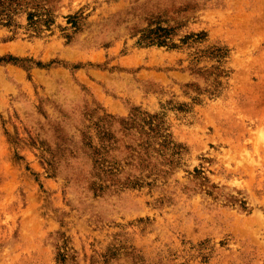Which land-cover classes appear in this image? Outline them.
<instances>
[{
  "label": "rangeland",
  "instance_id": "rangeland-1",
  "mask_svg": "<svg viewBox=\"0 0 264 264\" xmlns=\"http://www.w3.org/2000/svg\"><path fill=\"white\" fill-rule=\"evenodd\" d=\"M51 5L38 36L0 26V264H264V0ZM158 25L176 47L137 44ZM135 113L181 153L117 151L99 189L86 144Z\"/></svg>",
  "mask_w": 264,
  "mask_h": 264
},
{
  "label": "trees",
  "instance_id": "trees-1",
  "mask_svg": "<svg viewBox=\"0 0 264 264\" xmlns=\"http://www.w3.org/2000/svg\"><path fill=\"white\" fill-rule=\"evenodd\" d=\"M56 1L0 0V26L18 27L17 18L25 16L27 28L35 36L43 31H50L55 22V8L51 4ZM81 18V14L69 16L67 20L70 29L77 31ZM203 34L195 35L201 38ZM170 35H172V29L158 25L155 28L142 30L137 44L176 47L175 44H170ZM66 36L70 38L69 34ZM191 36L194 37V35ZM188 38L186 37L184 42ZM0 61H5V59H0ZM9 61L18 60L9 58ZM111 123L108 121L104 127H101L98 142L95 145L93 142L86 144L91 151L89 155L93 163V174L99 181L97 183L99 189L120 184L118 175L122 173L123 168L115 159L114 153L117 151L123 150L128 153L126 166L133 164L138 170L146 169L145 171L150 174L158 172V175L164 174L163 166L173 165L175 157L181 153L179 146L174 144L170 135L163 131L161 117L158 115L133 114L120 123L118 136L110 127ZM137 183L139 181L131 177H128L126 182H121L123 185H137Z\"/></svg>",
  "mask_w": 264,
  "mask_h": 264
}]
</instances>
